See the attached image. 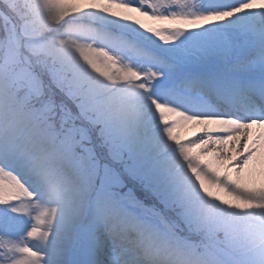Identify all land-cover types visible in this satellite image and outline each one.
Segmentation results:
<instances>
[{
	"label": "snow or ice",
	"instance_id": "snow-or-ice-1",
	"mask_svg": "<svg viewBox=\"0 0 264 264\" xmlns=\"http://www.w3.org/2000/svg\"><path fill=\"white\" fill-rule=\"evenodd\" d=\"M0 264H264V0H0Z\"/></svg>",
	"mask_w": 264,
	"mask_h": 264
}]
</instances>
